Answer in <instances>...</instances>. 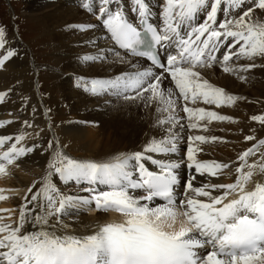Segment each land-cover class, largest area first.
<instances>
[{"label": "snow or ice", "instance_id": "1", "mask_svg": "<svg viewBox=\"0 0 264 264\" xmlns=\"http://www.w3.org/2000/svg\"><path fill=\"white\" fill-rule=\"evenodd\" d=\"M112 4L113 0H83L81 7L102 26L103 37L111 42L109 52L124 69L106 78L79 77L77 87L118 101H140L145 107L154 104L156 126L164 134L139 149L98 159L74 157L58 140L55 145L49 141L44 175L38 187L30 185L25 192L18 220L6 223L0 217V264H264V152L259 160L248 163V157L264 146V139L238 155L234 182L229 183L193 186L191 175L187 182L178 179L179 162L153 156L178 151L182 137L174 129L179 126L183 131L181 119L188 120L189 129L200 127L197 122L203 120H231L188 106L202 101L219 107L239 99L204 79L197 69L213 66L221 46L228 49L220 59L222 71L237 74L240 80L245 79L240 73L256 66V58L264 60V22L252 19L254 7L264 12V0H252L246 10L242 9L245 0H163L159 25L150 22L148 0H129L126 7L119 0L115 7ZM126 8L135 13V22ZM220 11L225 18L218 21ZM75 27L84 31L96 25ZM6 44V29L0 26V49H6L0 53V68L18 54ZM165 46L176 49L166 61L158 56V49ZM106 55L98 49L96 55L80 59L103 61ZM241 59L250 63L231 64ZM169 77L174 87L162 88ZM6 94L0 91V102ZM180 102H184V117L176 115ZM250 119L264 126V114ZM9 123L0 121V127ZM24 124L31 127L28 121ZM26 135H0V174L33 152L35 145L22 143ZM208 139L188 136L187 167L202 176L218 177L223 169L231 175L229 164L197 158L200 149L193 140ZM145 162H150L151 169ZM54 176L65 185L74 182L87 195L64 194ZM180 185L183 194L178 191ZM5 199L0 194V201ZM93 204L97 211L118 214V219L85 226L91 232L65 230L63 217Z\"/></svg>", "mask_w": 264, "mask_h": 264}, {"label": "bare ground", "instance_id": "2", "mask_svg": "<svg viewBox=\"0 0 264 264\" xmlns=\"http://www.w3.org/2000/svg\"><path fill=\"white\" fill-rule=\"evenodd\" d=\"M76 1L83 3V0L26 1L27 14L30 13L35 24L44 30V36L51 42L52 53L56 54L53 58L55 70L53 68V71L37 76L36 81L33 80L35 77L33 67L28 62L24 50L13 45V38L7 39L6 48L11 46L18 54L6 62L3 68H0V91L7 93L4 101L0 102V121H11V123L0 127V135L14 136L24 132L27 135L22 143L25 146L35 145V147L32 153L20 158L13 165L7 166L6 174H0V189H3L0 194L6 197L5 200L0 201V210H4L0 211V217H3L6 223L14 224L18 220L19 208L24 202L25 192L30 185L35 184L38 187L40 178L44 175L51 151L49 146H46L49 143L45 138L47 126V133L50 132L48 135H52L54 144L58 140L61 146H66L65 151L67 153L74 157L95 159L118 151L139 149L151 138H160L164 134V129L156 126L158 114L154 104L145 107L144 103L140 101H118L113 98L115 101H110L112 105L106 108V105L96 102L100 99L95 98V95H90V93L88 95L82 90L80 92L71 89L69 75L78 78H100L101 76L98 74L104 72L105 77L101 78H106L124 69V65L117 62L116 56L111 55L107 63L85 65L86 75L80 74V67L76 61L84 55H96L98 49H103L106 54L111 42L103 37L102 26L100 27L90 20L92 14L84 8H72L66 5L67 2L73 4ZM113 2L115 3L116 0ZM128 2L129 0H119L121 6H127ZM148 2L152 9L150 19L154 24L159 25L161 18L158 15L161 8L157 9L154 0H148ZM251 3L252 0H245L242 9L246 10V6L251 5ZM157 11L159 12L158 15ZM235 11H240V9ZM127 14L129 19L135 22V13L128 10ZM224 18L223 12H218V21ZM79 23H90L96 27L78 34L70 26L73 27ZM92 40H96L97 43L93 44ZM222 47L216 53L217 61L213 66H205L203 69L197 70L204 79L217 87L224 88L227 93L235 95L239 99L232 105L219 107L204 104L202 101H197L188 106L203 107L206 110L231 117V120L199 121L197 123L201 125L200 127L193 128L194 131L192 132H187L185 126L188 127V120L186 118L181 119L183 131L179 126L174 129L182 137L178 141V151L161 156L153 154L154 158L179 162L181 167L176 170L178 179L187 182L191 175L194 177L192 179L193 186H200L202 183L210 181L234 182V166H239L240 163L237 159L238 155L251 144L250 141L243 140L248 133L246 128L251 126L248 125L247 116L258 109L256 106L253 107L252 102L264 101V60L256 58V66L240 73V75L245 76L244 80H240L237 74L228 73L224 75L222 73L220 64V59L223 56ZM91 49L95 50H93L94 53H91ZM5 50L0 49V53ZM225 51L228 50L223 47V52ZM234 62L250 63V61L241 59L240 61L233 60L231 64H235ZM157 72L159 73V71ZM169 86L172 85L167 79L162 84V88ZM42 106L45 108L46 118ZM183 106L184 103H179L177 115L183 113ZM239 114L242 115L241 122L238 120ZM24 121H28L31 127L26 126ZM89 121L95 123H86ZM189 135L208 137V141L203 143L193 140V146L200 149L196 153L197 158L229 164L232 169L231 175L229 169H223V174L218 177H208L207 174L202 176L195 173L194 168L189 169L186 160L188 142H184V138ZM211 137H217V139L211 140ZM223 141L224 143H222ZM262 152H264V146H261L254 156L248 157V162L250 158L259 160ZM145 163L151 169L150 162ZM53 180L64 194L87 195V193L81 192L74 182L65 185L55 176ZM178 191L183 194L182 185L178 186ZM28 198L30 199V194ZM84 209L86 212L82 211ZM84 209L80 210L79 213L73 212L63 217V223L68 225L66 231L71 232L76 229L78 232H91L93 229L91 227L85 228V226L92 225L97 220L118 219V214L114 212L105 214L95 210L94 204Z\"/></svg>", "mask_w": 264, "mask_h": 264}, {"label": "rangeland", "instance_id": "3", "mask_svg": "<svg viewBox=\"0 0 264 264\" xmlns=\"http://www.w3.org/2000/svg\"><path fill=\"white\" fill-rule=\"evenodd\" d=\"M26 1L27 0H0V26L5 27L6 38L7 39L13 38L12 39L13 45L15 47H19V48L24 50L28 62L33 67V71L35 74V77L33 78V80L36 81L37 76L39 77L40 75H44L46 72L53 71V68L55 70V64L53 62V58H55L56 54L52 53V50L50 48L51 42H49L46 39L47 37L44 36V34H45L44 30L42 28H40L37 24H35L33 18L30 16V13L27 14V11L25 9L26 4H27ZM154 3H155V5L157 4V9L161 8L160 7L162 4L161 0H154ZM66 5H69L72 8L81 7V3L79 1H76L73 4H72V2H67ZM115 5H116V2L115 3L113 2L112 7H115ZM124 7H126V5H124ZM128 10L130 11V8H128L127 11ZM158 13L159 12L157 11V15H158ZM158 17H159V15H158ZM252 19L254 21L264 22V12H262L261 10L254 7ZM90 20H92L95 24L99 25V22L96 20L95 16L91 15ZM79 24H75V25H73V27L72 26H70V27L72 29H74L78 34H82L83 32L88 31V30H84V31L78 30L75 26L79 25ZM42 36H44V37H42ZM105 40H108V39L106 38ZM93 50L94 49L90 50L91 53L92 52L94 53L95 50L94 51ZM222 53H224L223 47H222ZM106 54H107L106 59H104L103 61H98V62L95 61V62H87L86 63V62L82 61L81 59H78L76 61V63L78 64V67L81 68V69L79 68L80 74L86 75V68L84 67L85 65L95 64V63H98V65H100L101 63H107L109 61V57L111 55H114L113 53H110L109 51H106ZM234 63H236V62H234ZM100 71H102V70H100ZM222 73L224 75L228 74L225 72H222ZM98 75H100L101 77H105L104 72L102 74H98ZM233 77H235V76H233ZM69 80H70L69 84H70V86H72L71 89L73 91H80V92L83 91L82 88L77 87L78 77H76V76L71 77L69 75ZM169 81H170V77L168 78V82ZM86 94H88V93H86ZM90 95H92V94H90ZM95 98H99L100 100H97L96 102L101 104V105H106L105 106L106 108L108 106L112 105V103H110V101L111 102L115 101L113 99V97H110L108 95H99V96L95 95ZM107 101H109V102H107ZM258 102L257 101L252 102L253 107L256 106L258 109L254 110L252 113L248 114V116H247L248 125H251V126L246 128V131L248 133H246L245 136H253L254 137V139L250 141L251 144L249 147H252V145L257 143L260 139H264V126H261L256 121L250 120V117L252 115L264 114V101L262 100L261 102L260 101H258ZM109 103H110V105H109ZM182 103H184V102H182ZM190 105H192V104H190ZM41 108H42V111L45 114L44 116L46 118L47 115H46L45 108L43 106ZM181 115H183V117H184V113H181L180 115L178 113L177 116L181 117ZM241 117H242V115L239 114L238 120L240 122H241ZM184 122H187V121H184ZM231 123H233V122H231ZM230 125L232 126V124H230ZM184 126H185V124H184ZM185 129L187 132L194 131V129L191 130L186 126H185ZM47 131H48V126L45 128V132H46L45 135L47 136V137L45 136L46 140H48V142L52 141L53 145H55L52 135L51 134L48 135L50 132L47 133ZM243 141H245V139ZM184 142H188V136H186L184 138ZM222 143H224V141ZM46 146H49V143H47ZM255 160H257V159L256 158H252V159L250 158L248 163H253V162H255ZM82 211L86 212L85 209Z\"/></svg>", "mask_w": 264, "mask_h": 264}]
</instances>
